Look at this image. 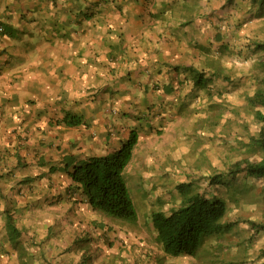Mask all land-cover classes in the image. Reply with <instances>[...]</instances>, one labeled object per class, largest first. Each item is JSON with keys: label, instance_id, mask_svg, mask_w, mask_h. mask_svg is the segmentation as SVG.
I'll use <instances>...</instances> for the list:
<instances>
[{"label": "crops", "instance_id": "1", "mask_svg": "<svg viewBox=\"0 0 264 264\" xmlns=\"http://www.w3.org/2000/svg\"><path fill=\"white\" fill-rule=\"evenodd\" d=\"M93 1L0 0V22L22 33L17 40L8 39L0 44V237L5 235L2 211L11 207L15 214H21L17 221L23 230L21 237L38 243L59 242L64 249L70 247L90 231L86 227L89 205L85 203L86 197L76 191L75 199H70L74 190L69 177L61 171L50 173L48 167L61 166L66 155L85 158L108 154L120 147L131 129H149L151 122L157 120V116L153 117L155 111L172 108L177 100L181 103L175 91H166L169 76L164 72L168 63L192 62L189 44L170 42L167 38L166 44L159 48L144 33L136 39L131 37L128 28L135 25L143 29V19H133L138 12L130 10H124L118 17L107 11L108 26L101 22L89 26L84 35L71 33L68 17L80 15L77 12L81 5L84 3L85 7ZM107 30H112V34ZM158 70L162 72L158 74ZM126 78L130 84L125 83ZM98 82L102 85L98 86ZM158 82L163 90L155 91L152 87ZM108 89L120 92L118 100L107 93ZM129 91L135 96L139 94L132 105L127 98ZM146 102L153 103L156 110L148 114L144 110ZM63 103L71 104L77 110L75 113L88 123L65 127L56 119L53 126L52 115L62 117L55 114L63 108ZM107 104L118 105L119 110H112L120 113L117 123L104 116ZM164 123L167 125V120ZM147 152L144 148L140 153L145 163ZM136 153L135 147L125 170L127 180L133 177L131 170L139 173L144 169L137 168ZM5 194L14 195L9 198ZM119 237L121 233L117 234ZM66 253L61 250L49 256L61 257L59 264H78L82 251L69 253L68 249ZM106 253L108 258H117L122 263L121 256H115V252ZM67 257L68 261L63 260Z\"/></svg>", "mask_w": 264, "mask_h": 264}, {"label": "rangeland", "instance_id": "2", "mask_svg": "<svg viewBox=\"0 0 264 264\" xmlns=\"http://www.w3.org/2000/svg\"><path fill=\"white\" fill-rule=\"evenodd\" d=\"M116 3L114 2L115 6ZM138 5L120 3V7L110 9L108 12L114 13L117 17L122 15L124 10L143 14L144 30L130 25L127 32L135 39L141 37L143 33L149 35L152 37L151 44L154 43L159 48L166 44L167 38H171L170 42L189 44V41L194 39L196 43L199 42L198 44L210 45V55L202 53L198 55L199 63L205 69L213 64H219L231 77L230 82L215 80L209 88L215 96L214 100H224L226 105L221 110L219 123L214 125V115L209 113L205 106L207 91L199 89L190 91V87L184 85L180 95L185 98L182 101L185 102V106L180 108L177 100V103L173 104L174 107L155 111L153 115H158L160 119L151 122L149 129H138L141 139L136 145L135 163L138 169L140 167L144 169L139 173L131 170L133 177L127 180L138 221L134 225L121 223L120 219L112 220L106 215L88 209L91 216L88 218V225L92 231L83 239H78L70 248L72 250V247H78L75 250L77 254L80 252V247L83 248L84 253L80 256L79 264L264 263V258L260 257V250L264 248V231L254 234L250 231L249 225L241 221L249 219L264 222V199L259 192L261 183L249 181L248 184L255 186L253 190H249L246 188L247 182H243L242 179L236 194L227 185L210 186L205 178L208 174L225 169L229 162L240 156H248L249 152L243 147V143L247 141V135L255 134L258 130L250 114V107L245 105V97L254 89L249 74L251 72L264 74L255 65L256 58H264V53L252 54L250 49L246 51L244 45L251 38L264 39V16L256 17L255 8L251 13L242 14L241 8H247L249 0H237L234 6L226 3L225 0H141ZM72 33H75L74 30ZM219 33L224 37L222 42L227 44L230 52L222 46L219 51L221 43L215 42L212 37L216 34L218 36ZM188 48L191 47L188 45ZM236 49L242 53L237 54ZM219 52L223 56L220 57ZM125 83L130 84V80L126 79ZM99 85L102 83L98 82ZM109 87L112 88V84ZM107 93L116 100L120 96V92L112 89H108ZM128 94L131 97L139 96V94L135 96L130 91ZM77 101L80 103L82 99ZM132 102L135 103V99L130 100V105ZM63 104V108L56 110L55 115L64 116L68 113V107L70 113L77 112L70 107L71 104L69 106L68 103ZM117 106V104L104 106L110 109L104 111V116L115 123L118 122L120 113H113L112 110L115 108L119 110ZM83 108L86 109L87 106ZM52 118L54 119L52 125L56 126L55 120L60 118L53 115ZM166 120L167 125L164 123ZM144 148H147L149 153L146 163L140 157ZM43 181L46 182V178ZM183 181H192L199 193L210 197L218 196L225 200L229 206L225 219L240 222L235 231L222 240L219 247L214 249L207 241L196 257L164 255L154 242V233L149 220V213L152 210L159 209L168 213L179 204L175 185ZM62 184L61 181L60 185ZM12 195L14 194H5V197L13 198ZM20 215L15 214L18 220ZM119 232L121 237H113ZM130 232L131 237L128 236ZM250 236L253 239H248ZM121 240H124L123 243ZM20 241L21 245L14 246L5 239L4 235L0 237V264H59V257L57 259L49 256L53 252L59 253L64 248V245H58L59 242L38 243L26 237H21ZM216 244L217 242L215 246ZM107 251L115 252V256H121L122 263H119L120 260L117 262V258H108ZM63 260L68 261V257Z\"/></svg>", "mask_w": 264, "mask_h": 264}, {"label": "trees", "instance_id": "3", "mask_svg": "<svg viewBox=\"0 0 264 264\" xmlns=\"http://www.w3.org/2000/svg\"><path fill=\"white\" fill-rule=\"evenodd\" d=\"M140 1L117 0V6H115L114 0H94L85 7H83V3V6L81 5L80 7L82 9L79 8L77 12L80 15H71V19L68 17L72 27L71 31L74 30L75 34L81 36L84 35V32L86 33V29H89V26H95L101 22L103 25L108 26L109 22L105 14L107 11L113 10L115 7L118 8V6L120 7V3L139 6ZM225 2L234 6L237 0H225ZM253 8H255L254 13L256 17L264 16V0H249L248 7L241 8L243 10L242 14L253 12ZM72 10L73 8L69 12ZM137 17L142 18L143 14L138 12L132 18ZM110 21L112 22V18ZM0 27V44H4L8 39H11V41L17 40L19 34H22L21 32L18 33V30L7 23L0 22ZM106 32L112 34V30H107ZM118 37V41L120 40L118 44H121V36L118 35ZM212 37L215 42L221 43L218 48L219 51L221 46L223 49L226 48L225 50H228L227 44L225 45L222 42L224 37L220 33L218 36L216 34V36L213 35ZM149 39L151 40V37ZM169 39L171 41V38ZM198 43L194 39L189 41L190 50H192L193 55V60L190 64L168 63L166 65L167 71L164 73L168 74L169 83L165 86V89L167 92L175 91V95L177 94L178 99H181L180 108L186 105L185 102H182L185 98L179 93L184 85H188L190 91L196 89L204 92L207 91L205 106L209 113H213L215 119L213 123L217 125L222 116L221 110L225 108L224 105L226 103L224 100H214L215 96L209 88L215 80L230 82L232 79L225 73V68H221L219 64L207 66L208 69L201 66L198 55H201V53L210 55L211 51L210 45L206 46V44ZM244 47L246 51L250 49V53L252 54L258 52L264 53V39L251 38ZM2 49L4 51L7 50L6 47ZM230 51L228 50V52ZM235 51L237 54L242 53L238 49ZM219 55L220 57L223 56L221 52H219ZM255 65L264 72V58H256ZM0 69H2V65H0ZM161 72L162 70H158V74ZM249 77L253 82L254 89L245 97V105L248 108L250 107V114L258 126V130L255 134L247 135V141L243 143V147L249 152L248 156H240V158L229 162L225 169L208 174L205 178L210 186L227 185L236 194L240 189L239 186L242 179L243 182H247L246 188L249 190L255 188L254 184H248L249 181L254 180L261 183L259 192L264 199V74L251 72ZM126 79L128 80L129 78ZM123 84L122 82L120 83L122 88ZM152 89L155 91L163 90L159 82ZM146 92H148V89ZM127 98H130L132 101L134 100V97L131 98L129 95ZM123 99L121 97V100ZM154 99L159 101V98ZM146 104L148 103L146 102ZM152 104H148L147 108H145L148 114L155 111ZM155 116H157L156 119L158 121L160 119L159 116L154 114ZM58 121L65 127L86 125V121L81 115L70 113L69 111ZM138 134L137 129H131L120 147L105 155H93L85 158L66 155L63 158L61 166L50 165L48 171L50 173L61 171L66 174L71 181L70 185L73 187L72 189L74 191L82 189V194H86L87 202L92 209L128 223H136L138 214L131 192L127 186L124 171L132 158L134 148L138 142ZM175 188L179 204L168 213L157 209L152 210L149 214V220L154 230V242L159 245L163 254L172 257L184 255L196 257L207 241L210 243V247L216 249V247L220 246L222 240L230 233H233L240 224L238 220L227 221L225 219L229 210L228 203L225 200L218 196L210 197L199 193L192 181L178 182ZM2 215L4 219L3 228L8 242L16 246L19 243L18 239L22 235L23 230L17 226L18 219L10 208H5L2 211ZM241 221L248 224L250 231L254 232V234L264 231V222L249 219ZM248 239H253V237L250 236ZM215 242H217L216 246ZM247 242L251 245L249 240ZM260 253V257L264 258V248L260 250ZM258 264L264 263L260 262Z\"/></svg>", "mask_w": 264, "mask_h": 264}, {"label": "clouds", "instance_id": "4", "mask_svg": "<svg viewBox=\"0 0 264 264\" xmlns=\"http://www.w3.org/2000/svg\"><path fill=\"white\" fill-rule=\"evenodd\" d=\"M0 30H1V27H0ZM71 33H72V31H71ZM0 70H1V69H0ZM58 120H59V119H58ZM58 120H57V122L60 123ZM138 135H139V134H138ZM138 140H139V136H138ZM137 144H138V142H137ZM137 144H136V145H137ZM135 147H136V146H135ZM126 168H127V167H126ZM125 170H126V169H125ZM124 175H125V171H124ZM125 178H126V177H125ZM129 180H130V179H129ZM126 181H127V179H126ZM127 186H128V188H129L128 181H127ZM76 192H79V193H81V195L85 196V197H86V202H85V203H87V204L89 205V203L87 202V196H86V194H85V195L82 194V189H80V191L76 190ZM58 195H59V194H58ZM58 195H57V196H58ZM74 195H77V193H75V191L72 192V193L69 195V198H70V199H72V198L75 199V196H74ZM57 201H58V199H57V200H54V201L52 202V204L56 203ZM52 204H51V205H52ZM5 208H8V207H5ZM88 209H89L90 211H92V212H98V213H101V212H99V211H96V210L92 209L90 205H89ZM10 210H11V209H10ZM11 211H12V210H11ZM12 212H13V211H12ZM101 214L105 215L104 213H101ZM149 214H150V213H149ZM106 216H107V215H106ZM15 217H16V216H15ZM90 217H91V216H90ZM107 218H110V219H112V220L118 219V218H113V217H110V216H107ZM137 221H138V219H137ZM123 222H124V223H128V222L122 220L121 223H123ZM150 223H151V222H150ZM88 224H89V223H88ZM88 224H87L86 227H89V228H90V226H89ZM129 224H133V225H134L135 223H129ZM86 227H85V228H86ZM151 227H152V224H151ZM152 229H153V227H152ZM90 231H92V230L90 229ZM90 231H87L86 234L89 233ZM119 233H121V232H119ZM119 233H117V234H119ZM153 233H154V230H153ZM117 234H116V236H115L116 238H117ZM130 235L132 236V233H131V232L128 233V236H130ZM84 236H86V235H84ZM84 236L81 237V238H79V239H83ZM4 237H5V239H7V237H6V233H5ZM20 239H21V236L19 237V239H18V242H19V243H18L16 246L21 245V241H20ZM7 240H8V239H7ZM123 241H124V240H121L122 243H123ZM76 242H77V240L74 241L71 245H74ZM156 244H157V243H156ZM11 245H12V244H11ZM71 245H70V246H71ZM157 245H158V244H157ZM14 246H15V245H14ZM158 246H159V245H158ZM67 248L69 249V251H71V252L74 251V253H75V250H77L78 247H77V248L72 247V250H71V248L68 247V246L65 247V249L63 248L62 250H66V252H67L66 254L68 255V249H67ZM159 248H160V247H159ZM80 251H82V254L84 253L82 247H80ZM71 252H70V253H71ZM161 252H162V251H161ZM76 253H77V251H76ZM82 254H81V255H82ZM164 255H165V254H164ZM166 256H167V255H166ZM171 257H172V256H171ZM59 258H61V257H59ZM57 259H58V257H57ZM79 262H80V258H79L78 264H79Z\"/></svg>", "mask_w": 264, "mask_h": 264}]
</instances>
